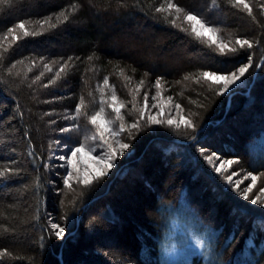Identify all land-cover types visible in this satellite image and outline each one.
<instances>
[{
  "label": "trees",
  "instance_id": "trees-1",
  "mask_svg": "<svg viewBox=\"0 0 264 264\" xmlns=\"http://www.w3.org/2000/svg\"><path fill=\"white\" fill-rule=\"evenodd\" d=\"M245 3L248 9L232 0L0 4V264H163L160 207L181 197L210 228L207 253L187 264H264V209L234 193L200 151L264 173V0ZM189 13L237 51L220 55L196 39ZM242 65H249L244 82L223 95L200 76ZM154 93L170 97L195 129L148 123L143 103ZM113 95L119 118L111 113V136L93 142L99 130L90 118L101 109L107 118ZM53 109H67L65 119ZM117 140L129 147L89 185L75 174L69 187L52 166V155L65 152L54 141L108 149Z\"/></svg>",
  "mask_w": 264,
  "mask_h": 264
},
{
  "label": "snow or ice",
  "instance_id": "snow-or-ice-1",
  "mask_svg": "<svg viewBox=\"0 0 264 264\" xmlns=\"http://www.w3.org/2000/svg\"><path fill=\"white\" fill-rule=\"evenodd\" d=\"M9 2V0H0V4H7ZM213 2L215 3V0H213ZM232 2L235 5H241L243 4V6L248 9V5L247 3H245V0H232ZM175 8L177 13L181 12L182 9H180L178 6L169 3L168 5V9L171 10ZM158 10H162V9H158ZM250 11V9H249ZM65 19H67V17H65ZM184 19L186 21L191 22V31L190 34L193 35L196 39H200L202 42H206L208 43V46L211 48L213 47V45L216 46L215 50L218 51V53L220 55H226L229 52L231 53H235L237 51V49L235 47H229L228 44L226 43H222L220 42V40L218 39V30L214 29L210 26H208L206 23H204L201 19H199L197 16L192 15V14H187ZM46 23L45 22H41ZM173 23H175V21H173ZM52 27H54V25H50ZM19 28L24 30V34L28 35V30L25 28V25L23 22H21L18 25ZM11 31V30H10ZM185 31H187V29H185ZM33 35H35L36 33H32ZM14 39H16V37H13ZM235 43L237 45L240 46V48H244L245 46L251 48L252 44L250 41L247 40H240L237 39L235 41ZM251 59V58H249ZM249 65H243L242 67H240L238 69L239 71V76H237L235 73H231L228 75H220L217 73H211V72H202L200 74L201 77H203L206 80H210L212 81L214 84H223V87L220 89V92L217 93L218 95H223L226 91H231L230 86L234 85L237 81H240V77H242L244 75V73L247 71ZM199 80V77L197 78ZM105 83L107 84V80H105ZM142 83V82H141ZM241 83H243L241 81ZM156 87L159 89L161 87V83L159 80L156 81ZM116 97L115 95H113L112 100H113V111L117 114V116L119 117V113L121 111V107L117 106L115 104L116 101ZM147 101V96H145V102ZM81 105H83V100L81 101ZM147 106V105H146ZM177 108H179V105L176 106ZM80 111V106H78L77 108V112ZM103 112V109H101V112H97L95 115H93L90 120L91 123L94 125H98V130H99V134H100V138L103 139L104 138V133L105 132H109L111 131L110 128L108 127V125L111 123V121H106L102 118L101 113ZM161 114H163V109H161ZM141 115H143V113H141ZM148 123L150 124H167L168 126H174L176 129H180L181 127L184 128H191V129H195L196 125L193 124V122L186 118L181 116L179 120L176 119H168V120H162L157 118V116H149L148 117ZM132 127L137 128L139 127L138 124H134L132 125ZM121 130H123V125H121ZM112 135L116 136L119 135V133L113 132ZM106 142V141H105ZM107 143V142H106ZM117 145H118V149L117 148H113L111 144L108 145L109 147V153L107 155V157L105 159H101L100 157H91V159H94L97 161V163L99 165H102V168H97V169H93L94 175H90L87 171L83 174V178L79 179V182L83 183L84 185H89L93 182L94 179H99L100 177L104 176L107 174V171L109 169L112 168L113 166V161L116 158L117 155L122 154L124 149H127L129 147L128 144L126 143H121L119 140L116 141ZM201 155L203 156L205 162L212 168V170L217 173L221 179H223L225 181V183L227 185H229L233 191L237 192L238 195H241L244 199H249V193L252 192L253 187L255 186L256 182H257V178L255 176H252V183L245 189H243L241 191L240 189V184L243 182L242 180H235L233 179L234 176H236V173H232L231 175H224V173H226L228 171V169L231 167L232 164L236 163L235 160H220V163L217 164V160L219 159V157L217 156L216 153H213L211 155H205L204 154V150L201 149ZM78 153H82L84 155H88L90 156V152H86L85 148L83 145H81L80 147L71 150V164L72 167L74 169H76V171L79 173V168H77V164H76V160L75 157L77 156ZM61 159H65L64 157H61ZM5 172L4 171H0V176H4ZM251 175V174H249ZM73 177L71 176V174H69V177L65 179L64 183L66 185H68L69 187H71L69 181L70 179H72ZM246 178V177H245ZM261 193H264V189L260 190ZM252 203H264V200H261L260 196H257L256 198L252 199L251 201ZM53 229H55L54 235L58 238L62 237L64 234V229L58 225H53L52 226Z\"/></svg>",
  "mask_w": 264,
  "mask_h": 264
},
{
  "label": "rangeland",
  "instance_id": "rangeland-1",
  "mask_svg": "<svg viewBox=\"0 0 264 264\" xmlns=\"http://www.w3.org/2000/svg\"><path fill=\"white\" fill-rule=\"evenodd\" d=\"M191 23V22H190ZM51 44V43H50ZM243 66V65H242ZM240 66V67H242ZM238 67L235 71L233 72H228V73H217L220 75H228L231 73H235L237 76H239V71L238 69L240 68ZM208 72V71H207ZM211 73H215V72H211ZM244 78H245V73L242 77H240V81H237L234 85H231V91L236 88L238 85H241V81L244 82ZM220 87V89L223 87V84H219L218 85ZM160 92V91H158ZM157 92V93H158ZM229 91H226L225 93H227ZM157 93L153 94L152 97L147 98V101L143 103V110L146 109L148 116H157V118L162 119V120H168V119H176L179 120L181 116L186 117L184 113L180 112L179 108H177V104L167 95H164L163 93H159V95H157ZM115 104L117 106L121 105L120 101H115ZM113 105V100H111L109 102V106H107L105 111H109L107 118H105L104 114L102 113L101 116L104 120L106 121H111V123L108 125V127L110 128V130H113V126L116 123L115 121V117H113L112 114L117 115L112 108ZM147 105V106H146ZM161 109H163V114H161ZM53 114L57 115H62L64 114L63 118L65 119V116L68 113L67 109H63V110H55L53 109ZM59 112V113H58ZM120 115V113H119ZM118 117V116H116ZM119 118V117H118ZM187 118V117H186ZM113 124V125H112ZM95 127H98V125H94ZM110 132V131H109ZM109 132H105L107 133L109 136H111L109 134ZM113 132V131H112ZM111 132V133H112ZM95 135L91 136V141L93 142H101L100 140H102L100 138L99 135V139H98V134L99 131H95L94 132ZM104 133V136H105ZM106 138V137H105ZM107 139V138H106ZM105 141V140H104ZM62 141H54L53 142V147L54 148H60L59 150H64L65 152H63V155H52L55 159V162H53L52 166L58 168L56 169L59 174L64 177L65 179L68 178L69 174H71V176H76V175H80L83 178V174L87 171L90 175H94L93 169H97V168H102V165H99L97 163L96 160L91 159V157H100L101 159H105L109 153V148L106 149L105 147L103 148L102 145L100 144H96L93 143L92 145L88 146V145H84V148L86 150V152H90V156L88 155H84L82 153H78L77 156L75 157L76 160V164H77V168H79V173L76 171V169H74L72 167L71 164V150L76 149L80 146L77 147H67L66 145L61 143ZM116 142V141H115ZM113 148H118V145L116 143L115 146H112ZM213 153H208V155H211ZM217 156L219 157V159L217 160V164L220 163V160H235L236 163L232 164L231 167L228 169V171L226 173H224V175H231L232 173H236L237 175L233 177L234 181L235 180H242L243 182L240 184V189L241 191L245 188H247L251 183H252V176H255L257 178V182L255 184V186L253 187V190L251 193H249V198L250 201H252V199L256 198L257 196L261 197V200H264V193H261V189H264V173L263 172H250V171H246L242 166H241V162L239 159H233V158H224L220 155L217 154ZM61 157H64L65 159H61ZM114 167V161H113V166ZM111 168V169H112ZM109 169L107 171V173H109V171L111 170ZM74 174V175H73ZM76 174V175H75ZM251 174V175H249ZM246 177V178H245ZM234 193H237L234 191ZM241 196V195H239ZM242 197V196H241ZM258 206H260L261 208L264 209V203H257ZM142 208V207H141ZM185 228V232L187 227H189V225H184L182 224ZM205 253H207V251H205L202 255L204 256ZM194 252L193 250L189 247L187 249L186 255L187 256H191L193 255ZM188 261L185 262V264H187Z\"/></svg>",
  "mask_w": 264,
  "mask_h": 264
},
{
  "label": "clouds",
  "instance_id": "clouds-1",
  "mask_svg": "<svg viewBox=\"0 0 264 264\" xmlns=\"http://www.w3.org/2000/svg\"><path fill=\"white\" fill-rule=\"evenodd\" d=\"M177 209L182 210L185 215L190 216L194 223L185 228L181 223ZM160 215L167 217L166 232L167 239L161 240L158 244L163 264H185L195 256L203 254L210 244V228L202 226L193 214V210L183 201L181 197L173 203H163L160 207ZM194 252L192 257L186 255L187 249Z\"/></svg>",
  "mask_w": 264,
  "mask_h": 264
}]
</instances>
